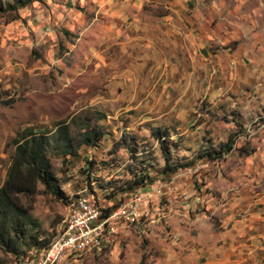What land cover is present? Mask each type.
<instances>
[{"label": "rangeland", "instance_id": "rangeland-1", "mask_svg": "<svg viewBox=\"0 0 264 264\" xmlns=\"http://www.w3.org/2000/svg\"><path fill=\"white\" fill-rule=\"evenodd\" d=\"M6 1L0 100L11 102L0 103V184L24 129L50 134L68 121L71 133L103 132L64 157L51 139L46 156L61 194L37 184L31 198L19 195L34 221L28 233L46 242L77 192L95 199L105 224L58 264H137L142 251L157 264L164 252L233 239L261 261L264 0H33L11 10ZM117 6L126 16L119 34ZM156 127L181 165L171 173L161 170ZM225 142L218 158H196ZM133 203L135 217L105 215ZM24 243L20 261L0 246V264H37L44 247Z\"/></svg>", "mask_w": 264, "mask_h": 264}, {"label": "trees", "instance_id": "trees-1", "mask_svg": "<svg viewBox=\"0 0 264 264\" xmlns=\"http://www.w3.org/2000/svg\"><path fill=\"white\" fill-rule=\"evenodd\" d=\"M33 0H12L6 1L4 9H15ZM0 9L2 7L0 6ZM10 99L0 100L1 104L7 105ZM103 135L99 127L87 126L84 129L71 133L68 121H59L55 124L54 130L47 132H32L31 129H24L13 139L14 151L7 167L4 179L0 184V246L10 252L16 258L23 260L26 255L18 251L19 246L24 243L27 247L46 248L50 242L40 241L36 234L28 233L29 224H33L29 210L19 200V195L31 198L37 190V184L51 194H61L57 184L56 176L52 171L50 162L46 156V149L49 142L55 143L61 155H75L78 148L83 145H94ZM150 135L159 143L163 156L162 173L167 174L176 170L181 165L171 161L168 152V139L166 131L158 127L150 129ZM230 148L228 142L221 143L217 149H207L196 155V158H207L210 160L218 158L223 152ZM130 150L132 148L129 147ZM140 179L134 181L138 183ZM111 209L104 208L105 215ZM29 248V249H30ZM146 253L141 252L137 264H148Z\"/></svg>", "mask_w": 264, "mask_h": 264}, {"label": "crops", "instance_id": "crops-1", "mask_svg": "<svg viewBox=\"0 0 264 264\" xmlns=\"http://www.w3.org/2000/svg\"><path fill=\"white\" fill-rule=\"evenodd\" d=\"M117 6V34L120 22L126 21L125 11H118ZM213 237V235H210ZM209 241L212 238L208 239ZM239 240L224 241L221 244H207L206 250L200 249L201 245L187 247L183 252L169 253L164 252L162 255L163 261H159L157 264H261L264 259L259 261V257L255 254V248H251L250 243L237 242ZM202 247V246H201ZM200 253V255H199ZM158 262V261H157Z\"/></svg>", "mask_w": 264, "mask_h": 264}, {"label": "bare ground", "instance_id": "bare-ground-1", "mask_svg": "<svg viewBox=\"0 0 264 264\" xmlns=\"http://www.w3.org/2000/svg\"><path fill=\"white\" fill-rule=\"evenodd\" d=\"M93 205H94L95 209H98L95 201L92 199V196L85 194V192L83 190L77 192V196L74 198L73 202L67 206V211L65 213V217L63 219V223L61 225L60 231L58 232L56 237L53 239V241H51L50 244L46 248H44L41 253L38 254V257L36 260L38 261L39 257H45V256H48L51 253H53V248L56 247L59 242H62L66 239V237L70 233V224H75L77 221V207L78 206L79 207H88V206H93ZM135 209H136V205L132 206V211L119 210V211H113L114 213L113 212H110V213H113L111 215V217L121 216L123 213H126L128 216L135 217V216H137L136 214H138V213H136ZM99 215H101L100 210H99ZM99 220H98V222H99ZM105 221L106 220L99 222V223L97 222L96 224L92 225L88 230V237H93V234L97 232L99 227H102L105 224ZM94 238L95 237H93V239ZM93 239H92V244H93ZM81 248H79V249H81ZM72 249H77V248H61V249H58L57 253H55L49 257V259L46 261V264H58L60 259L64 256V254L68 250L71 251Z\"/></svg>", "mask_w": 264, "mask_h": 264}, {"label": "built area", "instance_id": "built-area-1", "mask_svg": "<svg viewBox=\"0 0 264 264\" xmlns=\"http://www.w3.org/2000/svg\"><path fill=\"white\" fill-rule=\"evenodd\" d=\"M95 201V199H94ZM132 205L125 204L119 205L114 209L108 211V213L119 210L132 211ZM99 217V209H95L93 206L88 207H77V221L75 224H70V233L66 239L62 242H59L56 247L53 248V253L45 257H39L37 264H46V261L49 257L58 252V249L61 248H81L84 245L92 244L93 237H88L89 228L96 224ZM264 258V257H263Z\"/></svg>", "mask_w": 264, "mask_h": 264}]
</instances>
